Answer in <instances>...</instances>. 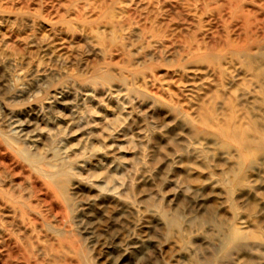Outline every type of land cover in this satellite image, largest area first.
Returning a JSON list of instances; mask_svg holds the SVG:
<instances>
[{"label": "rangeland", "instance_id": "rangeland-1", "mask_svg": "<svg viewBox=\"0 0 264 264\" xmlns=\"http://www.w3.org/2000/svg\"><path fill=\"white\" fill-rule=\"evenodd\" d=\"M0 264H264V0H0Z\"/></svg>", "mask_w": 264, "mask_h": 264}]
</instances>
